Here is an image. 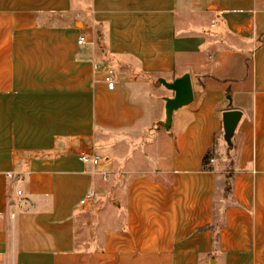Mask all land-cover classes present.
<instances>
[{
    "label": "crops",
    "instance_id": "1",
    "mask_svg": "<svg viewBox=\"0 0 264 264\" xmlns=\"http://www.w3.org/2000/svg\"><path fill=\"white\" fill-rule=\"evenodd\" d=\"M0 264H264V0H0Z\"/></svg>",
    "mask_w": 264,
    "mask_h": 264
},
{
    "label": "water",
    "instance_id": "2",
    "mask_svg": "<svg viewBox=\"0 0 264 264\" xmlns=\"http://www.w3.org/2000/svg\"><path fill=\"white\" fill-rule=\"evenodd\" d=\"M160 82L169 89L175 91L174 96L166 97V120L164 126L170 128L173 121L174 111L184 105L191 103L194 99V90L191 80V75L185 73L182 76L175 78L173 81L160 78ZM242 110L230 108L223 112V125L225 138L229 144H232V139L235 130L242 118Z\"/></svg>",
    "mask_w": 264,
    "mask_h": 264
},
{
    "label": "rangeland",
    "instance_id": "3",
    "mask_svg": "<svg viewBox=\"0 0 264 264\" xmlns=\"http://www.w3.org/2000/svg\"><path fill=\"white\" fill-rule=\"evenodd\" d=\"M221 142L222 144L224 145L226 141H224L226 138L224 135H222L221 137ZM228 146V145H227ZM230 146V145H229ZM224 151L226 152L227 149H226V144H225V148H224ZM226 154V153H225ZM213 155V153H212ZM231 171H230V168L226 169L223 177H221L219 180H220V183H219V187L220 189L222 190L223 189V195L224 197L228 198V196L230 195V190H231V183H232V180H231ZM220 192V191H219ZM218 192V194H219ZM219 198V197H218ZM225 203V202H224Z\"/></svg>",
    "mask_w": 264,
    "mask_h": 264
},
{
    "label": "built area",
    "instance_id": "4",
    "mask_svg": "<svg viewBox=\"0 0 264 264\" xmlns=\"http://www.w3.org/2000/svg\"><path fill=\"white\" fill-rule=\"evenodd\" d=\"M79 41H80V43H85V41H84L83 38H80ZM106 79L108 81V86L110 88H113L115 86V81L112 78V76L109 75V76H107ZM81 158L84 161H94V162H98L99 161V156L97 154H95L93 156H89L87 153H84V154L81 155ZM10 175H12V174H10ZM93 196H94V193L93 192H88V194L86 195V197L84 199H82V202L87 201L88 199L92 198Z\"/></svg>",
    "mask_w": 264,
    "mask_h": 264
}]
</instances>
